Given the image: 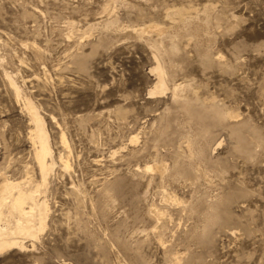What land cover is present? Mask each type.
I'll return each mask as SVG.
<instances>
[{"label": "rangeland", "instance_id": "rangeland-1", "mask_svg": "<svg viewBox=\"0 0 264 264\" xmlns=\"http://www.w3.org/2000/svg\"><path fill=\"white\" fill-rule=\"evenodd\" d=\"M27 101L49 213L0 264H264V0H0V180L41 182Z\"/></svg>", "mask_w": 264, "mask_h": 264}, {"label": "bare ground", "instance_id": "bare-ground-1", "mask_svg": "<svg viewBox=\"0 0 264 264\" xmlns=\"http://www.w3.org/2000/svg\"><path fill=\"white\" fill-rule=\"evenodd\" d=\"M157 29L162 32V28L159 27ZM144 31L145 29L141 30V32ZM151 70L156 73V77L158 78L155 87L157 91H155L162 93L167 88L166 81L164 80L165 69L159 62ZM11 84L14 87V93L19 95V88L13 81H11ZM181 87L180 85L174 84L172 87L173 93L177 94V91L182 89ZM150 93L152 94V92ZM26 108L34 124L33 142L36 145L35 158L41 173V182H34L30 178L19 182L10 181L5 177L0 180V253L9 249H21L24 247L26 240L34 241L37 239L39 233L43 232L46 227V220L49 213V205L46 199L42 198L40 194L42 188L46 185L47 175L51 171L54 161L43 119L30 101H27ZM211 113L210 111V117L213 116V113ZM216 116H218V112ZM63 163L67 167L66 160ZM146 169L152 170V167L147 166ZM160 170L162 172L165 171L164 167ZM160 215L161 213L154 211L153 217L160 218Z\"/></svg>", "mask_w": 264, "mask_h": 264}]
</instances>
